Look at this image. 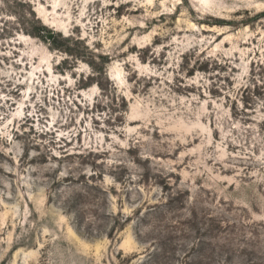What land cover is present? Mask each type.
<instances>
[{
  "label": "rangeland",
  "instance_id": "374dc122",
  "mask_svg": "<svg viewBox=\"0 0 264 264\" xmlns=\"http://www.w3.org/2000/svg\"><path fill=\"white\" fill-rule=\"evenodd\" d=\"M0 264H264V0H0Z\"/></svg>",
  "mask_w": 264,
  "mask_h": 264
},
{
  "label": "water",
  "instance_id": "95a60500",
  "mask_svg": "<svg viewBox=\"0 0 264 264\" xmlns=\"http://www.w3.org/2000/svg\"><path fill=\"white\" fill-rule=\"evenodd\" d=\"M47 39L50 40V39H51V35H48V36H47Z\"/></svg>",
  "mask_w": 264,
  "mask_h": 264
}]
</instances>
